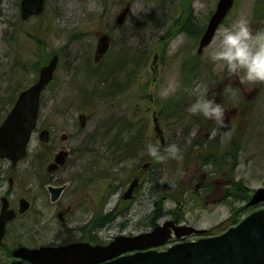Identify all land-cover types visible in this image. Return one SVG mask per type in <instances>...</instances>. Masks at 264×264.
<instances>
[{
    "label": "rangeland",
    "instance_id": "rangeland-1",
    "mask_svg": "<svg viewBox=\"0 0 264 264\" xmlns=\"http://www.w3.org/2000/svg\"><path fill=\"white\" fill-rule=\"evenodd\" d=\"M217 1L47 0L41 16L24 22L21 0H0V120L49 55L60 54L56 77L43 91L40 104L41 124L51 130L53 139L39 145V134L34 135L28 156L18 166L16 194L29 197L32 205L12 223L5 247L37 245L55 237L58 218L53 207L46 206V186L60 182L68 184L61 201L74 204L72 223L88 221L90 229L99 223L102 240L149 230L156 209L162 213L153 220L179 218L177 222L203 230L202 235L218 234L256 209L247 202L264 187V81L241 82L210 53L219 46L223 29L240 18L246 17L253 31L264 28V0H235L212 43L199 55L198 37ZM108 33L111 46L101 64L126 53L137 54L138 59L132 60L130 74L115 88L77 95V84L84 86L82 70L100 68L94 56L100 37ZM198 94L219 99L229 111L223 117L229 123L214 119L216 126L186 119L196 120V113L186 109ZM125 127L143 130L144 135L138 157L129 162L124 155L106 156ZM63 135L72 139L71 144L66 142L72 150L70 162L57 175L61 181L55 178L40 187L31 180L33 172L42 179L54 152L64 144ZM149 145L157 152H150ZM36 149L43 156L38 158ZM145 162L158 171L147 180L148 187L142 177L135 198L123 199ZM213 170L218 174L209 173L203 183L202 172ZM199 234L187 237L196 239ZM5 249L0 248V255Z\"/></svg>",
    "mask_w": 264,
    "mask_h": 264
},
{
    "label": "water",
    "instance_id": "water-1",
    "mask_svg": "<svg viewBox=\"0 0 264 264\" xmlns=\"http://www.w3.org/2000/svg\"><path fill=\"white\" fill-rule=\"evenodd\" d=\"M233 4L234 0H218L200 40L199 52L212 41L217 28ZM44 6L45 0H22L21 16L27 19L31 15H40ZM108 47L109 42L103 37L98 45V55L105 53ZM57 62L58 56L54 55L49 63L41 68L38 80L19 94L13 108L0 125L1 157H8L16 162L26 155L32 130L37 123L40 94L52 79ZM158 128L156 125V129ZM65 155L66 153L61 151L55 157V161L49 164L48 169L52 170L63 164ZM49 189L54 193V199L61 188L50 186ZM261 201H264V187L255 190L249 204ZM27 203V200H21L20 211L27 209ZM12 215V211L5 210L0 214V243L6 221ZM172 231L180 237L199 230L167 220L148 232L117 235L106 245L85 243L84 247L77 249V244H71L67 247L70 250L67 254L71 260L69 264H264V208L248 214L237 225L221 234L175 243L165 250L152 248L165 244ZM63 250L64 248L61 251ZM48 251H53V248L51 246L30 248L23 245L14 250L20 258L7 264H51V253ZM127 251L135 252L127 254ZM66 257L62 258V264H67L64 263ZM24 259L29 263H25Z\"/></svg>",
    "mask_w": 264,
    "mask_h": 264
},
{
    "label": "flooded vegetation",
    "instance_id": "flooded-vegetation-1",
    "mask_svg": "<svg viewBox=\"0 0 264 264\" xmlns=\"http://www.w3.org/2000/svg\"><path fill=\"white\" fill-rule=\"evenodd\" d=\"M117 23H118V25H120V23H121L120 18L117 19ZM206 26H207V24H206ZM205 28H204V30L201 32V34L198 37L199 38L198 46H199L201 37H202V35H203L204 31H205ZM104 39L105 40L108 39L109 43L111 44V35L109 33L106 34ZM110 44H109V49H110V46H111ZM207 47L204 48V51H205V49ZM53 53H57V52H53ZM107 53H109V50L105 54L100 56L96 52V55L94 56L95 62L97 64H100L103 61V59H104V57H105V55ZM199 55H201V54L199 53ZM19 61L20 62L22 61V54H20ZM43 65H44V63L42 65H40L38 73H37V77L35 78V80L33 82H35L38 79L41 67ZM55 75H56V72H55ZM53 80L47 85V87L52 84ZM28 86H24L23 88H20L18 90V92L14 95V97H13L14 99L12 101L11 106L8 108V110L6 111V113L4 114L2 119L0 120V125L3 123V120L5 119V117L9 113V111L11 110V107L15 103V100L18 97L19 93L22 90H24L26 87H28ZM47 87L45 88V90L47 89ZM215 101L220 103L219 99H217ZM41 109H42V107H40V113H39V117H38L37 126L35 127V129L33 131V136L36 135V134H39L38 136H39V138H40V140L42 142L39 145H41V144H49L50 140L53 139L50 136L51 135V130L46 128L47 126H45L44 124H41L42 123V118H43V116L41 115ZM224 109H225L224 115L228 116V112L229 111L226 108H224ZM232 112H234V111H232ZM83 118L84 117H82L81 119H83ZM223 120L225 122L229 123V119L223 118ZM206 123H209L208 125L214 124V125L218 126V122H216V120H214V118H210L209 117L208 121ZM49 128L52 129V131L55 129L52 126L49 127ZM206 134L209 136L208 139L212 138V136L210 135L211 133H210L209 130L206 131ZM69 137H70L69 135H63L60 138V140L64 144L60 145L58 150L54 152V155H53L52 159L46 165V171L44 172V176L42 177V179H41V176L39 178H37V185L38 186L41 187L46 182H50L51 180H54L55 178L58 181H61L60 178H57V175H58L59 172L63 171L66 168V166H68V164L70 162L69 160H70V157H71V154H72V150L66 144L67 141L70 144L72 142V139H69ZM29 147H30V144H29ZM61 151L66 153L65 162L63 164H59L56 168H54L52 170H49L48 169L49 164L53 163L54 158ZM36 152L38 154V158L40 157V155L43 156V153L40 152V149L39 150L36 149ZM28 153H29V150H28ZM46 154L47 153H45V156H46ZM24 159H26V158H24ZM24 159H21V160H19L17 162H12L8 157H1L0 156V213L2 212V208H3V204L4 203H6L8 209H13L15 211L14 217L11 220H9L8 223H7L6 233H5V236H4V244L3 245H5V240H6L7 236H8V232H9V229L11 228L12 223L16 222V220H18L22 216H24V214L30 209V207L32 205V200L29 197H27V196H25V195H23L21 193L16 194V191H15V187L18 185L17 181H19L18 179H19V176H20V174H19L20 170H19L18 166H19V164L22 161H24ZM150 166H151V162H145L143 164V167L139 171L137 170L138 173L134 175V177L130 181V184H129L126 192H124L123 195H122L123 199L131 198V200H132V198L136 197V189L138 188L139 184L141 183L142 177H144L145 182H146V187H148L147 180L151 181L152 175L154 174L153 168L150 167ZM213 172L218 174V172L216 170L215 171L214 170L213 171H209V172L208 171H203L202 175H201V181H203V183H205L206 181L202 180V178L206 179V180L209 179V176H211V175H209V173H213ZM214 178L217 179L218 177L214 176ZM26 182H30V181L26 180ZM29 185L30 184L27 183V186H29ZM50 185H52V184H49V185L46 186L48 194H49V201H50L49 202L47 200L46 206L49 207V208L53 207L54 214L58 218V225L56 226V230L57 231H56L55 237L53 239H51V240H47L46 242H42V243H39L37 245H28V246H30V247H40L41 245H51V246L56 248L59 245H64V247L66 249L61 251L60 253L58 252L57 249H55L53 251V255L55 256V258L62 259L64 257H66L68 252L70 251L69 248L66 247V245H70V244H74V243L76 244L77 243L76 247H81L80 246L81 243L82 244L83 243H93V244L103 243V244H106V243H109L116 235H118V234H113L110 239H103L102 240V238H100V236H99V231L101 230V228L99 227V225H100L99 223H97L98 225H94L91 229L88 228L89 227L88 226L89 225L88 221L84 222L82 224L78 223L79 225L73 224L72 223L73 222V220H72L73 218L72 217H73V214H74L73 213L74 212V209H73L74 204H72L71 202L70 203H66V202L61 201V199H62V197H63V195L66 192V189L68 187L67 182H60V183H56L55 185H53L55 187H61V189L58 190L57 194H55L56 197L54 199H53L54 193L51 190H49V188H48ZM22 199H27L28 202H29V203H27V209L24 212H20L19 211ZM53 203H54V205H53ZM78 205H81V204H78ZM101 216H104V214H102ZM100 218H102V217H100ZM153 221L154 220L152 219V217L149 218L148 222L150 223L149 224L150 225L149 226L150 229L153 227ZM157 221L158 220H156V223H158ZM103 226L105 227L106 225L103 224ZM77 230H80L81 233L80 234L75 233ZM91 231H93V233ZM129 234H131V233H129ZM96 238H97V241H92V240H94ZM98 239H100V241H98ZM186 239H189V238L188 237H184L181 240H186ZM19 245H21V244H17L16 246L12 247L10 250L9 249L3 250L2 257H3V260H6L4 262V264L9 262V261H12L13 259H17L15 257V255H14V249L16 247H18ZM82 246H84V245H82ZM159 249H162V248H159ZM72 253H73V250H72ZM66 259L70 260L68 256L66 257ZM95 264H97V263H95Z\"/></svg>",
    "mask_w": 264,
    "mask_h": 264
},
{
    "label": "clouds",
    "instance_id": "clouds-1",
    "mask_svg": "<svg viewBox=\"0 0 264 264\" xmlns=\"http://www.w3.org/2000/svg\"><path fill=\"white\" fill-rule=\"evenodd\" d=\"M210 56L213 61H223L229 73L237 74L241 82L264 81V28L253 31L248 19L240 18L223 29L220 44L211 51ZM200 88V84L195 86L196 90ZM188 110L224 122L225 109L206 95L198 94ZM212 135H215V131ZM170 148L175 155V145ZM149 151L156 153V146L149 145Z\"/></svg>",
    "mask_w": 264,
    "mask_h": 264
},
{
    "label": "trees",
    "instance_id": "trees-1",
    "mask_svg": "<svg viewBox=\"0 0 264 264\" xmlns=\"http://www.w3.org/2000/svg\"><path fill=\"white\" fill-rule=\"evenodd\" d=\"M112 58L110 60H108L110 62L107 61L108 64H105V66H104L105 61L102 63L103 65L100 63L102 66L99 64L97 67H100V68H97L96 70L91 71V69H88V68L86 70H82L83 72L81 74H83V76H84V83H83L84 86L79 87L77 84V86L75 87V91L76 90L79 91V93H76L77 95L78 94L83 95L88 90H91V91L92 90L94 91L95 89L101 90L104 87L105 88L107 87L109 89L115 88L118 81L121 80L119 83L125 81L127 75L130 74L131 66H133L132 60L138 59L137 54L133 55V54H129V53L123 54L121 56L117 55V56H115V58H113V59ZM199 77H201V79H204L205 75L202 74ZM12 101H13V99H12ZM186 110H188V108ZM196 115H197V117H194V118H196V120L193 119V117H186V119L188 118V119L194 120V122L197 121L200 124L203 121L204 122L208 121L209 117L207 118L202 113H196ZM124 129H125V130H123L124 133L120 132L122 135H119L118 140H115V138L114 139L112 138L114 140L113 141L114 145H113V147L109 148V150L106 153V156L124 155L123 157L126 159V161L129 162V161H132L138 157V154L140 153V151L142 149V147H141L142 144L140 143V140L143 142L144 135H143V130H141V131L137 130V129L133 130V129H129L127 127H125ZM116 133L112 136L115 137ZM123 134L125 137H123ZM138 135H141V136H138ZM216 157H217V154L215 155V158ZM213 160H214V158H213ZM208 162H210V160H204V164L208 163ZM158 169H159V167L154 168L153 169V171H155L154 173H156L158 171ZM33 174H34L32 177L33 179H31V180L37 181V178L35 176L37 173L33 172ZM180 207H181V204H179V206L177 208L180 209ZM171 211H172V209H171ZM174 212L178 213L176 209L174 210ZM157 213H162V212L159 211V209H156V211H155L156 218H154L155 216H153L152 219H158L159 218V216H157ZM175 219L179 220V218H175ZM155 223H156V221L154 220L153 225ZM1 255H0V264L3 262V257Z\"/></svg>",
    "mask_w": 264,
    "mask_h": 264
},
{
    "label": "bare ground",
    "instance_id": "bare-ground-1",
    "mask_svg": "<svg viewBox=\"0 0 264 264\" xmlns=\"http://www.w3.org/2000/svg\"><path fill=\"white\" fill-rule=\"evenodd\" d=\"M68 114H69V112H68ZM151 215H149V217H150Z\"/></svg>",
    "mask_w": 264,
    "mask_h": 264
}]
</instances>
